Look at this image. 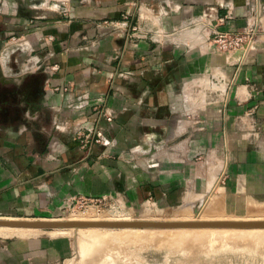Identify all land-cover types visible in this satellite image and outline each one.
<instances>
[{
	"label": "rangeland",
	"instance_id": "rangeland-1",
	"mask_svg": "<svg viewBox=\"0 0 264 264\" xmlns=\"http://www.w3.org/2000/svg\"><path fill=\"white\" fill-rule=\"evenodd\" d=\"M252 2L258 31L236 49L223 50L208 41L199 17L186 20L177 30L164 29L160 17L172 11L168 2L159 6L147 27L141 25L140 15L123 10L118 18L95 20L93 34L79 35L78 49L84 52L90 41L103 36V30L121 31L127 41H149V52H153L178 31L184 33L182 46L190 55H208L209 61L203 63L192 58L195 70L190 71L189 84L185 79L174 81L180 93L186 87L191 93L193 155L187 161L186 174L181 169L184 163L177 161L176 184L165 192L160 184L144 191L140 187L144 183L128 182L127 170L136 171L131 164L136 161L122 160L117 152L118 135L112 129L117 112L107 104L111 91L91 103L89 124L74 117L87 109L91 97L73 79L59 77L61 63L55 61V52L51 54L55 60L49 59L44 40L57 41V37L40 32V22L46 18L41 17L45 0H0V169L7 183L6 197L0 201L9 205L6 211L1 210L0 219L91 223L127 217L128 223L170 224L0 227V264H264V239L257 236V231L264 233V224H259L264 223V188L254 178L236 174V60L247 56L256 40H264V0ZM160 34L165 37L162 41ZM73 48L66 44L64 54ZM125 51L123 46L113 48V70L107 78L111 90H118L112 78L126 74L122 66ZM212 57L221 58V62L212 63ZM92 69L99 71L95 65ZM47 91L62 99L68 93L73 96L66 101L67 116L48 104ZM201 103L209 106V138L204 143H200V128L195 126L199 117L196 106ZM58 133L64 134L66 146L80 155H69L59 173L53 174L49 165L56 156L47 155L48 142ZM161 162L156 163L155 171L163 170ZM216 202L217 214L210 210ZM91 228L106 233L107 243L93 236L94 243L100 239L96 245L92 241L80 245ZM127 228L133 230L129 233ZM180 228L191 234L200 228L215 229L212 232L217 230V235L208 243L191 245L176 239ZM243 230L255 231L256 238ZM231 233L235 237L227 238Z\"/></svg>",
	"mask_w": 264,
	"mask_h": 264
},
{
	"label": "crops",
	"instance_id": "crops-1",
	"mask_svg": "<svg viewBox=\"0 0 264 264\" xmlns=\"http://www.w3.org/2000/svg\"><path fill=\"white\" fill-rule=\"evenodd\" d=\"M252 1L254 0H45L41 17L46 18L40 22V32L53 33L57 37V41H50L48 38L44 40L43 45L50 50L49 59H54H51V54L55 52L54 60L61 63L59 77L73 79L91 97L86 112L79 111L74 117L89 124L91 103L97 96L111 91L107 104L117 112L112 122V129L118 135L117 152L122 160L136 161V164L131 163L136 171L127 170L128 182L144 183L140 186L144 191L146 187L151 190L153 185L160 184L163 191L167 192L176 184L178 160L180 164L184 163V168L181 169L185 170L184 174L187 173V161L193 155V105L188 98L191 95L190 91L187 93L188 88L182 89L180 93L174 81L180 78L188 80L189 84L193 75L191 72L195 70L192 58L197 57L195 63H203L209 61L208 55H190L186 47L182 46L184 33L178 31L170 39L167 38L168 41L160 43L153 52H149V41H127L118 30L113 33L103 30L105 33L102 37L90 41L87 52L80 51V33L93 34L92 25L95 20L118 18L123 10L140 15L141 25L147 27L164 2L172 7L169 15L160 17L166 30H177L181 23L190 18L213 20L217 16L231 13L232 18L226 21L223 28L241 32L248 23L256 21ZM158 37L160 41L165 39L163 34ZM263 42V39L252 42L254 46L251 45L249 54L236 60V174L248 175L264 188ZM66 44L74 46V51L67 55L64 54ZM122 46L126 49L122 59L126 74L112 78L118 90H111L107 80L113 70L111 55L113 48ZM211 60L214 64L221 62L219 57H212ZM94 65L99 71L92 69ZM49 93L47 91L48 104L62 112L61 116H67L66 101L73 96L68 93L62 99L59 95ZM196 111L199 117L195 126L200 128L197 136L200 143H204L209 138V106L201 103L196 106ZM82 113L85 114L84 117L81 116ZM215 123L217 126L218 122ZM66 142L62 133L56 134L48 142L50 149L48 148L47 155L56 156V161L48 164L49 171L53 174L59 173L69 155H80L78 150L68 148ZM107 153L105 151V155ZM158 161H162L160 165L164 168L155 171L154 166ZM5 177L6 174L0 169V200L7 193L4 192L7 186ZM7 208V202L0 201V212Z\"/></svg>",
	"mask_w": 264,
	"mask_h": 264
},
{
	"label": "built area",
	"instance_id": "built-area-1",
	"mask_svg": "<svg viewBox=\"0 0 264 264\" xmlns=\"http://www.w3.org/2000/svg\"><path fill=\"white\" fill-rule=\"evenodd\" d=\"M231 18V13H226L222 16L215 17L213 20L201 19L202 28L207 29L205 30V38L223 50L236 49L248 42L251 36L258 31L255 21L248 23L241 32L224 29L223 25Z\"/></svg>",
	"mask_w": 264,
	"mask_h": 264
},
{
	"label": "bare ground",
	"instance_id": "bare-ground-1",
	"mask_svg": "<svg viewBox=\"0 0 264 264\" xmlns=\"http://www.w3.org/2000/svg\"><path fill=\"white\" fill-rule=\"evenodd\" d=\"M251 43H252V42H251ZM219 203H220V202H219ZM209 206H210V204H209ZM218 206H219V204L217 205V202H216V203L213 204V207L211 206V207H212L211 209H210V208H208V209H210V210H212L213 212H215V210H216V211L219 210ZM220 206H221V205H220ZM205 210H206V209H205ZM210 210H209V211H210ZM212 211H211V212H212ZM220 211H223V210L221 209ZM218 212H219V211H218ZM207 213H208V212H207ZM207 213H206V214H207ZM215 213H216V212H215ZM216 214H217V213H216ZM214 215H215V214H214ZM94 216H95V215H94ZM96 217H97V216H96ZM206 217H207V216H206ZM107 219H108V218H107ZM109 219H110L111 221H115V222H109V223L125 224V223H122L123 220H125V221H123V222L128 223V221H126V220L128 219L127 217H126L125 219H123V218H109ZM206 219H208V218H206ZM214 219H215V218H214ZM216 219H217V218H216ZM220 219H222V218H220ZM22 220H23V219H22ZM34 220H35V219H34ZM107 221H108V220H107ZM119 221H121V222H119ZM0 227H6V226H0ZM11 228H12V227H11ZM96 229H97V228H94V229H92V228H91V229H88L87 231H89V232H88V234H86V235H87L86 237H83V236H82L83 239H81V241H80V245L83 244V242H85V241H87V242L90 243V242L93 240V239H92L93 236H94V238H95V237H99V238H101V239H102V242H101V243H103V240H105V239H106L107 241L109 240V239H108L109 236H108L106 233L103 234L102 232H99L100 230H96ZM198 229H199V228H198ZM198 229H197V230H198ZM206 229H207V228H206ZM210 229H211V228H210ZM210 229H209V230H210ZM212 229H213V228H212ZM12 230H13V229H12ZM18 230H19V229H18ZM18 230H17V231H18ZM28 230H29V229H28ZM28 230H26V231H28ZM123 230L126 231V229H123ZM127 230H129V233H130V231H132L133 228H132V229L127 228ZM180 230H182V229L180 228ZM180 230H179V231H180ZM184 230H185V229H184ZM184 230H182L183 232L181 231L179 234H175L177 230L175 231L174 234H175V236L177 237L176 239H178L179 241H185V242H187V243L189 242V243H191V245H192V242H193V243H197V242H199V243H204V244H205V242L208 243V240H212L211 238H212V237H216V236H214V235H217V234H216L217 230H216V232H212V231H214L215 229H214V230H211V232H210V231H206L205 229H202V230H201V228H200L201 231L199 230V231L195 232L196 230L194 229L195 231L192 230L193 232H195V233L192 232L193 234H191V232H190V233L188 232L189 229H187V232L184 231ZM204 230H205V231H204ZM219 230H222V228H221V229L219 228ZM219 230H218V231H219ZM225 230H226V229H225ZM225 230H224V231H225ZM257 230H258V229H257ZM2 231H4V229H3ZM7 231H10V230H7ZM13 231H14V230H13ZM23 231H24V230H23ZM52 231H53V230H52ZM55 231H57V230H55ZM66 231H68V230H66ZM79 231H80V230H79ZM135 231H139V230H136V229H135L134 232H135ZM179 231H177V232H179ZM189 231H190V230H189ZM234 231H235V232H238L239 230L237 231V230L234 229ZM240 231H242V230H240ZM243 231H244L245 233H248V232H246L245 230H243ZM250 231H253V230H249V232H250ZM261 231H263V230H261ZM5 232H6V229H5ZM15 232H16V230H15ZM134 232H131V233H134ZM173 232H174V231H173ZM219 232H220V231H219ZM222 232H223V231H222ZM225 232H226V231H225ZM227 232H228V230H227ZM244 232H241L240 234L242 235ZM254 232H255V231H254ZM254 232H252L253 234H252L251 232L248 233L249 236H252V235H253V236L255 237L256 235H254ZM263 232H264V231H263ZM127 233H128V231H126V234H127ZM220 233H221V232H220ZM229 233H230V232H229ZM232 233H234V232H232ZM232 233H231L230 236L226 235V236H228L227 238L230 237V239H233V238L235 237V235L233 234V235H234V237H233ZM238 233H239V232H238ZM245 233L243 234V236L247 235V234H245ZM213 234H214V235H213ZM221 234H222V233H221ZM225 234H227V233H223L222 235L224 236ZM235 234H236V233H235ZM255 234H256V232H255ZM121 235H122V234H121ZM123 235H124V234H123ZM128 235H129V234H128ZM212 235H213V236H212ZM219 235H220V234H219ZM231 236H232L233 238H231ZM237 236H239V235L236 234V237H237ZM257 236H259V238L264 239V233H259V232L257 231ZM115 237H116V236H115ZM126 237H127V236H126ZM129 237H130V236H129ZM217 237H218V236H217ZM79 238H80V237H79ZM122 238H123V237H122ZM124 238H125V237H124ZM124 238H123V239H124ZM224 238H226V237H224ZM244 238H245V237H244ZM255 238H256V237H255ZM259 238H258V239H259ZM96 239H97V238H96ZM120 239H121V238H120ZM222 239H223V237H222ZM222 239H221V240H222ZM94 240H95V239H94ZM98 240L100 241V239H98ZM98 240H97V243H98ZM106 240H105L104 242H106ZM78 241H79V240H78ZM95 241H96V240H95ZM233 242H234V240H233ZM92 243H94V242L92 241ZM97 243H94V244L96 245ZM106 243H107V242H106ZM106 243H105V244H106ZM199 243H198V244H199ZM213 243H214V242H213ZM94 244H93V245H94ZM103 244H104V243H103ZM210 244H211V243H210ZM93 245H92V246H93ZM95 245H94V246H95ZM193 245H194V244H193ZM98 246H99V244H98ZM98 246H97V247H98ZM95 253H96V252H95ZM91 254H92V253H91ZM91 254H90V255H91ZM90 255H89V254H88V256L86 255V256L88 257L87 259H90V258H89ZM100 255H101V253H100ZM99 257H100V256H99ZM111 259H112V258H111ZM91 260L94 261L93 259H91ZM91 260H88V261H89L88 263H90ZM96 261H97V260H96ZM92 263H94V262H91L90 264H92Z\"/></svg>",
	"mask_w": 264,
	"mask_h": 264
},
{
	"label": "water",
	"instance_id": "water-1",
	"mask_svg": "<svg viewBox=\"0 0 264 264\" xmlns=\"http://www.w3.org/2000/svg\"><path fill=\"white\" fill-rule=\"evenodd\" d=\"M124 223V222H122ZM69 224H81V225H92V224H107V225H147V224H154V225H170V224H164V223H155V222H133V223H126L125 224H116V223H109V222H91V223H70L67 221H60V220H55V221H20V220H4L0 219V226H7V227H23V228H55V227H61V226H66ZM237 224V223H236ZM243 224V223H240ZM259 224H264V223H259ZM245 225V224H244Z\"/></svg>",
	"mask_w": 264,
	"mask_h": 264
}]
</instances>
